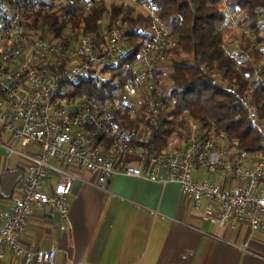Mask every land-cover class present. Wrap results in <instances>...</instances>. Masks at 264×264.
<instances>
[{"label":"built area","instance_id":"1","mask_svg":"<svg viewBox=\"0 0 264 264\" xmlns=\"http://www.w3.org/2000/svg\"><path fill=\"white\" fill-rule=\"evenodd\" d=\"M125 5L121 16L100 24V33L69 24L56 36L38 23V14L58 10L86 16L107 4ZM64 12V11H63ZM230 35L220 48L238 64L254 61L243 39L255 45L257 19L264 32V9L255 19L239 6L224 0ZM155 0H0V129L23 148L4 145L9 155L26 162L22 196L4 212L0 228V259L10 250L27 264H55L57 248L34 250L24 246L22 235L37 206H46L60 217L59 228L68 229L70 195L78 175L70 167L97 175L104 188L119 174L178 182L183 202L202 210V219L221 227L248 223L264 232V150L248 153L237 139L213 125L206 127L188 109L180 110L165 74L172 73V54L178 46L173 28L159 17ZM170 70H169V65ZM255 64L251 78L264 88L262 67ZM92 80L104 82V96L80 89ZM235 92V91H234ZM251 128L264 147V117L250 86L247 95L235 92ZM131 120L132 125H125ZM170 120L185 123L187 141L165 153L150 150L153 132ZM35 143L39 152L25 147ZM1 147V145H0ZM204 170L222 173L227 186L198 179ZM55 182L45 189L48 179ZM236 182L235 185H232Z\"/></svg>","mask_w":264,"mask_h":264},{"label":"crops","instance_id":"2","mask_svg":"<svg viewBox=\"0 0 264 264\" xmlns=\"http://www.w3.org/2000/svg\"><path fill=\"white\" fill-rule=\"evenodd\" d=\"M0 228L5 211L22 196L26 162L9 155L4 145L22 149V143L0 129ZM30 154L39 152L31 143ZM79 176L69 197L68 229L59 228L60 217L46 206H37L22 235L24 246L34 250L57 248L55 264H264V232L248 223L221 227L202 219V210L183 202L178 182L119 174L104 188L96 174L70 167ZM198 179L227 186L222 173L204 170ZM55 178L48 179L49 190ZM233 182L232 185H235ZM0 264H27L9 249ZM30 264H42L36 260Z\"/></svg>","mask_w":264,"mask_h":264},{"label":"trees","instance_id":"3","mask_svg":"<svg viewBox=\"0 0 264 264\" xmlns=\"http://www.w3.org/2000/svg\"><path fill=\"white\" fill-rule=\"evenodd\" d=\"M159 6L161 21L173 28L178 38V46L172 54V93L177 99L179 109H188L191 115L206 127L213 125L225 130L231 139H237L242 150L248 153L262 152L264 147L260 137L251 128L247 113L241 104L237 103L235 92L247 95V90L253 88L261 115L264 117V88L256 85L251 78L255 64L264 57V32L259 25L256 14L264 9V0H228L233 6L247 10L255 19L252 27L255 29V45L243 39L242 46L251 49L254 61L241 65L236 58L223 54L220 46L226 39L225 29L228 27V16L224 12V0H155ZM125 5L120 3L107 4L93 9L88 15L82 16L75 12L58 10L53 14L43 16L38 14L33 18L32 28L38 23L60 35L68 23L64 14L73 17L72 27L100 33V24L112 21L123 14ZM64 11V12H63ZM64 13V14H63ZM222 74L227 85L218 83L217 75ZM264 74V66L262 67ZM105 83L92 80L81 92L92 96L103 97L102 89ZM235 91V92H234ZM126 120L125 125H132ZM185 123L178 126L170 120L162 128L153 132L150 150L165 153L171 150L172 140L180 134L187 135ZM176 136V137H175ZM181 147L185 142L181 139ZM178 141V142H179Z\"/></svg>","mask_w":264,"mask_h":264},{"label":"rangeland","instance_id":"4","mask_svg":"<svg viewBox=\"0 0 264 264\" xmlns=\"http://www.w3.org/2000/svg\"><path fill=\"white\" fill-rule=\"evenodd\" d=\"M125 2H126V4H128V3H130V0H125ZM229 33H230V30H229V26H228L225 29V34H226V38L227 39H228V37L230 35ZM257 63H258L257 64L258 67L259 66L261 67L264 64V57H262ZM168 65H169L168 67H169V70H170V65L171 64L169 63ZM164 80H165L166 84H168L170 87L173 86V80H172V76H171V73L170 72H168L167 74H165ZM217 80H218V83L219 84L224 85V86L227 85V81L223 79L222 74H218L217 75ZM179 139H181L182 142H185L187 140V135H183V137H181L180 134H179V136L177 138H175L174 140H172V143L171 144H172L173 147L171 149H174V148H176L177 145H180L181 141H179Z\"/></svg>","mask_w":264,"mask_h":264}]
</instances>
